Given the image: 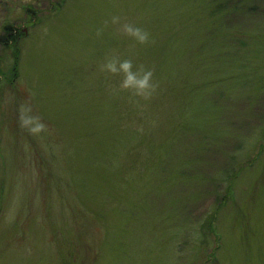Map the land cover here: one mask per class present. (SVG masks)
<instances>
[{"label": "rangeland", "instance_id": "rangeland-1", "mask_svg": "<svg viewBox=\"0 0 264 264\" xmlns=\"http://www.w3.org/2000/svg\"><path fill=\"white\" fill-rule=\"evenodd\" d=\"M218 2L0 0V37L22 32L0 42V264H264V0Z\"/></svg>", "mask_w": 264, "mask_h": 264}, {"label": "clouds", "instance_id": "clouds-1", "mask_svg": "<svg viewBox=\"0 0 264 264\" xmlns=\"http://www.w3.org/2000/svg\"><path fill=\"white\" fill-rule=\"evenodd\" d=\"M113 23L119 22V17L112 18ZM121 30L126 34L132 36L139 43H145L149 40V33L143 28L132 23H124L121 25ZM102 71L109 73H122L123 79L120 82L121 89H132L138 95H146L153 87L152 85V71L139 68L133 70V63L130 59H119L111 57L106 59L101 66ZM21 123L24 127L32 133H40L46 128L45 122L38 114L32 112L30 106L24 109L21 117Z\"/></svg>", "mask_w": 264, "mask_h": 264}, {"label": "trees", "instance_id": "trees-1", "mask_svg": "<svg viewBox=\"0 0 264 264\" xmlns=\"http://www.w3.org/2000/svg\"><path fill=\"white\" fill-rule=\"evenodd\" d=\"M241 0H219L218 2V8H230L231 10H234L237 5L240 4ZM29 10V9H28ZM3 35L0 37V42L2 43V46L7 48V46L9 45V43H15V41L17 40V37L19 35H22V32L20 30L14 29L11 26H4L3 29ZM12 49H14L12 47ZM14 55V64H13V68L16 69V64H17V57H18V50L14 49L13 52ZM13 69V71H14ZM1 71V70H0ZM2 73V72H1ZM262 136L264 137V131ZM238 170V169H237ZM234 170L231 173H228L227 175V179H226V185L224 186V189H220V191H217V193L214 191L215 194V206L213 208V210L211 211V213L207 214L205 217H201L198 218V223H199V228L198 231L201 233V235L203 236L202 241H204L206 239V235L209 234H213L212 237L215 241V246L213 247L212 251H209L207 253L206 258H210V256L215 259V256L213 255L214 251L216 250V248L219 247L220 243H219V239H220V235L219 233L216 232L215 227L213 226L214 224V218H215V214L218 211V209H220L223 204H225L226 202H228V200H230L231 198V186H232V180L235 178V176L238 175V171Z\"/></svg>", "mask_w": 264, "mask_h": 264}]
</instances>
